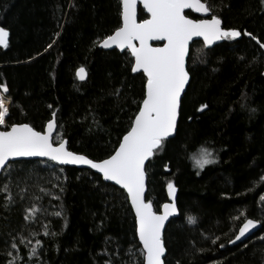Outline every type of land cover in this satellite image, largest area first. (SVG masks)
Wrapping results in <instances>:
<instances>
[{"label":"trees","instance_id":"trees-1","mask_svg":"<svg viewBox=\"0 0 264 264\" xmlns=\"http://www.w3.org/2000/svg\"><path fill=\"white\" fill-rule=\"evenodd\" d=\"M208 3L224 27L247 30L264 43L262 0ZM120 12V0H0V27L10 33L9 47H0V83L11 100L0 129L28 123L43 131L55 112L54 142L62 137L70 150L93 160L111 155L131 126L146 82L143 73L131 71L128 50L98 46L121 26ZM139 17H147L141 8ZM82 66L83 81L76 76ZM188 70L177 133L147 164L146 197L155 210L168 199V182L177 187L179 214L165 231V264H264L263 48L247 36L211 48L197 41ZM201 104L208 105L202 112ZM204 147L216 162L200 170L192 157ZM10 164L0 176V264L13 258L9 251L18 264H143L125 190L87 168L40 159ZM33 208L39 211L26 220ZM188 216L197 223L189 224ZM248 218L261 229L231 246ZM13 238L18 253L10 247ZM33 247L37 256L30 255Z\"/></svg>","mask_w":264,"mask_h":264},{"label":"snow or ice","instance_id":"snow-or-ice-1","mask_svg":"<svg viewBox=\"0 0 264 264\" xmlns=\"http://www.w3.org/2000/svg\"><path fill=\"white\" fill-rule=\"evenodd\" d=\"M137 3L138 0H120L122 26L100 41L103 48L116 45L122 50H130L134 58L131 71L142 72L146 78L143 99L139 102L138 111L129 130L119 141V147L106 159L101 160H93L86 155L69 151L67 141L62 137L59 142L53 140V132L58 127L54 112L53 119L47 122L44 131H37L28 123H13L8 126V130L0 131V170L10 168L9 162L20 157H46L61 164L88 165L95 169L102 174L104 180L112 181L126 190L135 211L136 233L143 246V264H164L166 245L162 229L169 216L178 212L176 187L173 182H168L171 203L162 205V213L155 211L152 201L145 199L146 161L150 162L151 158L162 151L167 138L178 130L182 93L190 81V73L186 67L190 41L194 37H200L205 46H211L216 41L238 40L247 36L255 40L261 48H264V43L247 30L242 32L237 28L222 27L221 17L215 13L214 6L208 3V0H142L149 18L140 21H137ZM186 9L210 15V18L192 19L185 14ZM9 35L6 28L0 27V47H9ZM55 35L59 36L60 33ZM151 41L164 43L163 46L156 47ZM52 46L53 44H49L48 48ZM76 76L81 81L85 80L86 69L79 67ZM8 92V86L0 83V126L7 123L9 107L6 101L10 100L5 94ZM207 107V104H201L197 111L202 112ZM192 159L194 166L200 170L216 162L213 151L207 147L201 148ZM4 188L7 190V185ZM260 200L264 202V195ZM37 211L39 209H30V215L25 219H32ZM55 215L59 217L62 213L56 212ZM187 222L195 225L197 218L188 216ZM260 223L257 220L245 219L235 240H230L229 243L234 244L241 240ZM49 234L47 231L44 233L45 236ZM218 239L219 237L212 243L215 244ZM20 243H24L23 237ZM35 243L42 246L39 239ZM10 247L18 253L15 238L12 239ZM220 247L223 248L224 245L221 244ZM7 255L13 257L8 264H18L12 251ZM30 255H38L37 247L31 249Z\"/></svg>","mask_w":264,"mask_h":264},{"label":"water","instance_id":"water-1","mask_svg":"<svg viewBox=\"0 0 264 264\" xmlns=\"http://www.w3.org/2000/svg\"><path fill=\"white\" fill-rule=\"evenodd\" d=\"M140 8L143 9V11H144V12L146 13V15H147V17L144 18V19H148V18H149V14H148L147 11L144 9V7H143V3H142V0H138V3H137V21L143 20V19H140V17H139V10H140ZM187 11H191L193 14H195V15L197 16V17L194 18V17H191V16L188 15V16H189L190 18H192V19H204V18H210V15H205V14H203V13H196V12H195L194 10H192V9H186V10H185V14H186ZM186 15H187V14H186ZM121 26H122V24H121ZM222 27H224V26H223V21H222ZM225 28H226V27H225ZM110 35H111V34H110ZM197 41H202V42H203L202 38H200V37H194L193 40L190 41V44H189V53H190V48H191L192 44L195 43V42H197ZM222 41H223V40H221V41H216V42H214L211 46H206V47L211 48V47H213V46H215V45L221 43ZM150 43H152L153 46L159 47V46H163V43H164V42H163V41H151ZM98 46H99L101 49H104V50H113V49H115V50H118V51H120V52L125 51V50H128V49H123V50H122V49L118 48L116 45H112V46L109 47V48H103V47L100 45V42L98 43ZM1 48H3V47H1ZM128 51L130 52V50H128ZM263 51H264V48H263ZM130 54H131V52H130ZM131 56H132V55H131ZM188 57H189V55H188ZM188 57H186V67H187V68H188ZM133 63H134V58H133ZM136 73H142V72H136ZM190 80H191V76H190ZM189 83H190V81H189ZM189 83H188V84L186 85V87H185V92H186V90H187V87H188ZM185 92L182 93V99H183V96H184ZM181 103H182V101H181ZM179 118H180V116L178 117V122H179ZM55 121H56V119H55ZM46 125H47V123H46ZM46 125H45V127H44V130H45V128H46ZM5 130H8V129H0V131H5ZM44 130H43V131H44ZM56 130H57V128H56V129L54 130V132H53V137H54V134L56 133ZM37 131H39V130H37ZM176 133H177V131H176L172 136H170V137L167 138V139H170V138L175 137ZM66 141H67V140H66ZM118 147H119V146H118ZM67 148H68V142H67ZM68 150H69V151H72V150H70L69 148H68ZM73 152H74V151H73ZM78 154H81V153H78ZM83 155H84V154H83ZM87 157H88V156H87ZM31 159L49 160V159L46 158V157H20V158H16V159L12 160V161H10V162L17 161V160H31ZM90 159H91V158H90ZM50 161H51V160H50ZM10 162H9V163H10ZM53 162H55V161H53ZM55 163L58 164V165H62V166H73V167H78V168H87V169H90V170L94 171L95 173L99 174V175L102 177V179H103L102 174H100L99 172H97L95 169L90 168L88 165L61 164V163H59V162H55ZM148 163H149V162L146 161V165H147ZM2 171H3V170H0V176H1ZM103 180H104V179H103ZM104 181H105V182H108V183H111V184H113V185H115V186L121 188V186L116 185V184H115L114 182H112V181H107V180H104ZM146 182H147V174H146ZM175 187H176V186H175ZM121 189H123V188H121ZM123 190H124V189H123ZM125 192H126V190H125ZM126 193H127V192H126ZM146 195H147V185H146V191H145V199L147 200ZM167 196H168V190H167ZM129 202H130V205H131V201H130V200H129ZM164 203H171V199L169 198V196H168L167 201H165ZM164 203H163V204H164ZM176 203H177V207H178V212L175 213V214H173V215H171V216H169L168 220L165 221V226H164V228L162 229V237H163V239H164L165 231H166V228H167L168 224L170 223V221H171L173 218H175V217L178 216V214H179V205H178V201H177V187H176ZM163 204H162V205H163ZM162 205H161V207H160V209H159L158 211L155 210L154 205H153V209H154L155 211H157L158 213H162V212H163ZM131 207H132V205H131ZM132 209H133V208H132ZM133 212H134V215H135V211H134V209H133ZM248 219H253V218H248ZM253 220H256V219H253ZM257 221H258V220H257ZM243 223H244V222H243ZM243 223L241 224L240 227L243 226ZM240 227H239V228H240ZM261 227H262V224L260 223V224L257 225V227H256L255 229H252L251 231H249V232L246 234L245 237L241 238V240L236 241L234 244H233V243H230V245L233 246V245H237V244H240V243L244 242L246 239H248L249 237H251V236H253L255 233H257V232L261 229ZM238 233H239V229H238V232H237L236 235H238ZM236 235H235V237H236ZM137 237H138V235H137ZM235 237H234L232 240H235ZM138 240H139V237H138ZM139 243H140V241H139ZM140 244H141V243H140ZM141 247L143 248L142 244H141ZM166 254H167V249H166ZM165 257H166V255H165ZM165 257L163 258V259H164V264H165Z\"/></svg>","mask_w":264,"mask_h":264},{"label":"rangeland","instance_id":"rangeland-1","mask_svg":"<svg viewBox=\"0 0 264 264\" xmlns=\"http://www.w3.org/2000/svg\"><path fill=\"white\" fill-rule=\"evenodd\" d=\"M10 105H11V100H10ZM6 125H7V123H6ZM6 125H4V126H1V127L5 128V127H6Z\"/></svg>","mask_w":264,"mask_h":264}]
</instances>
